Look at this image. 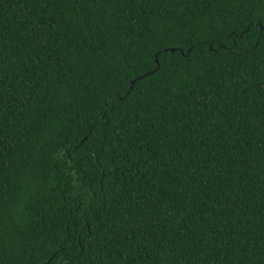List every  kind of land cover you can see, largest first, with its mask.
Wrapping results in <instances>:
<instances>
[{"label": "trees", "instance_id": "trees-1", "mask_svg": "<svg viewBox=\"0 0 264 264\" xmlns=\"http://www.w3.org/2000/svg\"><path fill=\"white\" fill-rule=\"evenodd\" d=\"M0 264H264V0H0Z\"/></svg>", "mask_w": 264, "mask_h": 264}]
</instances>
